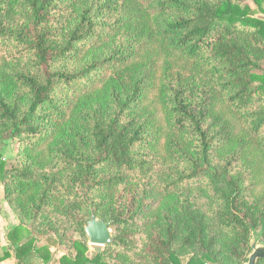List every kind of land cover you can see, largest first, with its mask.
I'll list each match as a JSON object with an SVG mask.
<instances>
[{
    "label": "trees",
    "instance_id": "16d2710c",
    "mask_svg": "<svg viewBox=\"0 0 264 264\" xmlns=\"http://www.w3.org/2000/svg\"><path fill=\"white\" fill-rule=\"evenodd\" d=\"M257 15L264 0H0V185L18 221L0 263L52 246L59 264H247L254 232L264 244ZM91 213L112 236L94 252Z\"/></svg>",
    "mask_w": 264,
    "mask_h": 264
},
{
    "label": "rangeland",
    "instance_id": "374dc122",
    "mask_svg": "<svg viewBox=\"0 0 264 264\" xmlns=\"http://www.w3.org/2000/svg\"><path fill=\"white\" fill-rule=\"evenodd\" d=\"M248 5L253 10H255V6H254L253 3L248 2ZM257 16L264 19V15L263 16L257 15ZM15 150H16L15 142H10L9 145H8L7 150L5 151V153L3 155V158H5V159L12 158L13 155H14V153H15ZM0 191H2V193H0V220H1L0 221V241H1L0 243L3 245L4 244L3 241H6L7 234L9 232H11L15 227H12L11 226L12 229L7 234L6 233L4 234V231H6V227H4L2 225L3 218H5V220H8V217H9V219H11L14 214L12 213V211L10 210V208L7 206L6 202L4 201V198H3V190H2L1 185H0ZM3 203L5 204L4 206H3ZM7 207H8V209H7ZM11 227L9 226V228H11ZM3 234H4V236H3ZM40 246H48V245H47L46 242H42V243H40ZM89 246H90V252H94L95 249L99 248V246H93V245H89ZM250 246L252 248V253L253 252H256V251H264V244H263L262 239H261V237L259 235V232H254L253 233L252 239H251V242H250ZM7 248H8V246H6V247H0V257L3 255V252ZM48 251H49V253L51 255L50 256L51 257L50 258V261L48 263H41L38 258L32 260L31 262H33L35 264H59V259L62 256V254L60 252H58L52 246H48Z\"/></svg>",
    "mask_w": 264,
    "mask_h": 264
},
{
    "label": "water",
    "instance_id": "95a60500",
    "mask_svg": "<svg viewBox=\"0 0 264 264\" xmlns=\"http://www.w3.org/2000/svg\"><path fill=\"white\" fill-rule=\"evenodd\" d=\"M84 231L88 238L89 245L104 247L112 242L109 224L98 219L93 213H91L90 218L84 227ZM259 258H264V251L251 253L247 264H255L256 260Z\"/></svg>",
    "mask_w": 264,
    "mask_h": 264
},
{
    "label": "crops",
    "instance_id": "0c3cea01",
    "mask_svg": "<svg viewBox=\"0 0 264 264\" xmlns=\"http://www.w3.org/2000/svg\"><path fill=\"white\" fill-rule=\"evenodd\" d=\"M252 9V8H251ZM0 193H2V191H0ZM5 204L3 203V206H4ZM7 209H8V207H7ZM11 218V217H10ZM1 221V220H0ZM2 225L4 226V227H6V231H4V234L6 233H8L11 229H12V227H16L17 225H18V222H17V220H16V218H15V216L13 215L12 216V218L11 219H9V217H8V220H5V218H3V223H2ZM9 226L11 227V228H9ZM4 234H3V236H4ZM1 242V241H0ZM4 242V244L2 245L1 243H0V247H6V246H8V244H6V241H3ZM0 264H15V260H14V257L12 256V253L10 252L9 253V257L5 260V261H3V262H1ZM30 264H35V263H33V262H31Z\"/></svg>",
    "mask_w": 264,
    "mask_h": 264
}]
</instances>
